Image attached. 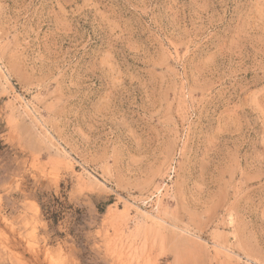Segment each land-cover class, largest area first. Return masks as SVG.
I'll return each mask as SVG.
<instances>
[{"label": "rangeland", "instance_id": "rangeland-1", "mask_svg": "<svg viewBox=\"0 0 264 264\" xmlns=\"http://www.w3.org/2000/svg\"><path fill=\"white\" fill-rule=\"evenodd\" d=\"M0 264H264V0H0Z\"/></svg>", "mask_w": 264, "mask_h": 264}, {"label": "trees", "instance_id": "trees-1", "mask_svg": "<svg viewBox=\"0 0 264 264\" xmlns=\"http://www.w3.org/2000/svg\"><path fill=\"white\" fill-rule=\"evenodd\" d=\"M49 209H50V207H47V208H46V211H47L48 213H50V210H49Z\"/></svg>", "mask_w": 264, "mask_h": 264}, {"label": "bare ground", "instance_id": "bare-ground-1", "mask_svg": "<svg viewBox=\"0 0 264 264\" xmlns=\"http://www.w3.org/2000/svg\"><path fill=\"white\" fill-rule=\"evenodd\" d=\"M181 231V230H180Z\"/></svg>", "mask_w": 264, "mask_h": 264}]
</instances>
